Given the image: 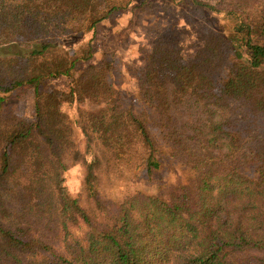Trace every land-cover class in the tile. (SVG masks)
Returning a JSON list of instances; mask_svg holds the SVG:
<instances>
[{"label":"trees","instance_id":"1","mask_svg":"<svg viewBox=\"0 0 264 264\" xmlns=\"http://www.w3.org/2000/svg\"><path fill=\"white\" fill-rule=\"evenodd\" d=\"M133 2L0 0V102L35 95L34 120H0V264H264V0H192L230 31L203 25L185 58L163 29L126 94L94 39ZM78 164L95 207L67 184ZM136 169L155 189L108 199Z\"/></svg>","mask_w":264,"mask_h":264},{"label":"rangeland","instance_id":"2","mask_svg":"<svg viewBox=\"0 0 264 264\" xmlns=\"http://www.w3.org/2000/svg\"><path fill=\"white\" fill-rule=\"evenodd\" d=\"M141 1H144L142 6ZM223 14L224 12L207 7L193 6L192 0H134L129 8L114 12L98 26L94 39L96 47L94 61L109 58L111 55L117 65L113 73L114 84L126 94L127 92L136 93L138 83L135 70L146 61L157 34H161L163 29L169 34H175L182 45L183 56L191 58L202 46L198 34L203 25L211 27L223 35L230 31L232 22L225 19ZM169 19H171L170 23L173 22L172 26L166 23ZM174 21H177L178 31L174 30ZM54 82V85L60 89L67 87V81L62 77ZM6 96L5 100L0 102V120L9 115H17L28 121L34 120L35 95L33 87L23 86ZM81 106L88 107L89 105L84 103ZM63 109L68 112L71 110L67 104L63 106ZM78 138L80 141L81 136ZM165 165L162 179L177 180L180 176L177 165L172 160ZM139 173L140 171L136 169L131 174L126 171L125 176H118L122 179L109 180L105 178L104 185L107 189L108 199L114 201L122 198L126 189L133 186L154 190L156 184H148ZM84 180V167L81 164L72 166L67 175V184L71 192L73 194L80 193L86 206L95 207L94 202L87 198ZM84 230L85 228L80 226L75 228L74 232L76 235L82 236Z\"/></svg>","mask_w":264,"mask_h":264}]
</instances>
